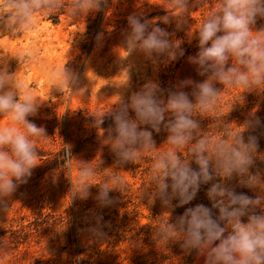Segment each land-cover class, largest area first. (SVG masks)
Here are the masks:
<instances>
[{
  "label": "clouds",
  "instance_id": "1",
  "mask_svg": "<svg viewBox=\"0 0 264 264\" xmlns=\"http://www.w3.org/2000/svg\"><path fill=\"white\" fill-rule=\"evenodd\" d=\"M166 2L169 9L159 21L163 24L174 21L179 30L188 25L189 10L199 6L201 0ZM107 3L108 0H71L69 14L87 16ZM63 8L61 0H4L0 4V33L35 36V14L52 15ZM258 18L264 19V0H218L189 38L196 40L197 51L187 60L195 65L203 80L183 79L171 88L162 89L156 80L147 79L126 98L119 94L109 111L98 117L91 115L95 128L102 129L105 117L111 119L103 140L114 154L116 168L136 164L145 154L152 158L142 199L150 200L151 204L159 200L165 209L182 207L195 199L201 186L207 185L205 195L210 207L197 203L185 208L174 220L169 215L152 228L155 242L165 245L180 242L185 252L195 250L202 255L204 264H264V195L259 194L264 192L261 187L264 178L259 171H251L257 159L264 161L255 135L262 122L255 111H250L237 123L243 125L239 131L228 127L227 119L217 125L222 129L219 136L201 131V120L208 115L220 120L217 109L223 87L242 88L243 93L264 92L260 87L264 85V25L256 27ZM126 22L118 46L126 51L119 58L128 61L123 66H127V78L117 87L130 86L134 62L129 58L134 54L142 55L154 66L167 65L184 56L182 41L173 38L174 34L156 21L144 18L142 12L129 14ZM96 39L99 41L102 36L98 34ZM32 56L31 52L24 54L25 59ZM9 57L14 56L5 54L0 58V116L8 118L7 123L0 125V208L3 210L39 164L34 138L47 136L42 126L28 119L37 115L44 101L32 94L16 71L8 70ZM67 64L68 61L51 73V92L62 95L67 87L83 97L91 82L79 86L78 74ZM236 102L240 101L233 102L232 108ZM161 131L166 133L163 142L168 147L156 152L153 133ZM185 151L187 154L183 155ZM66 152V158L70 159V148ZM101 164V160L95 168L77 164V185L73 187L71 182V199H88L90 188L96 186L93 199L98 207L116 202L110 193H123L125 181L121 176L105 174L99 183L90 182L94 173L102 169ZM234 178L235 186L229 183ZM237 186L256 195L237 192ZM101 219L96 217V225L89 229L96 238L103 235Z\"/></svg>",
  "mask_w": 264,
  "mask_h": 264
},
{
  "label": "rangeland",
  "instance_id": "2",
  "mask_svg": "<svg viewBox=\"0 0 264 264\" xmlns=\"http://www.w3.org/2000/svg\"><path fill=\"white\" fill-rule=\"evenodd\" d=\"M3 2L0 0V4ZM61 2L63 10H55L52 15L35 14V36L31 33H0V58L5 54L14 56L8 59V70L16 71V76L32 94L44 101L37 115L28 119L42 126L47 135L34 138L39 164L33 169L32 176L12 195L8 207L5 210L0 208V228L17 230L21 236L19 242L2 241L0 236V242H3L0 244V264H35V258L40 260L37 264H72V260L79 257L84 264H185L180 242L168 245L155 242L152 228L169 215L174 220L185 208L197 203L210 207L205 195L207 185L201 186L188 205L165 209L159 200L151 204L150 200L142 199V192L147 186L152 158L145 154L136 164L127 163L123 168H116L114 154L103 140L107 131L94 128L85 118L109 111L118 101L119 94L126 98L147 79L156 80L162 89L171 88L183 79L203 80L195 65L187 60L197 51L196 40L189 41V38L218 0H201L199 6L189 10L188 25L179 30L174 21L169 24L159 21L169 9L166 0H108L99 11L79 17L69 14L71 0ZM133 12H142L144 18L156 21L160 27L173 33V38L180 39L184 56L167 65L154 66L142 55L134 54L129 58L134 62L130 86L117 87L127 78V66H123L128 61L120 60L126 51L118 45L122 30L127 27L126 18ZM170 14L175 13L170 11ZM261 25H264V19L258 18L256 27ZM98 34L102 36L99 41L96 39ZM28 52L33 54L30 60L24 58ZM67 61V66L78 74L79 86L91 82L83 97L73 94L67 87L62 95L51 92V73L62 68ZM216 86L222 88V85ZM260 87L264 88V85ZM184 90L190 91V88ZM243 91L242 88L223 87L217 111L220 116L228 114L227 120L234 131L242 129L243 125L237 123L242 122L250 111H255L263 127V131L258 128L255 135L260 143H264V92ZM237 100L240 102L232 108ZM7 119L0 116V125L7 123ZM201 125V131L206 135L214 131L202 120ZM221 134L217 132L213 136ZM165 136L163 131L153 133L156 152L168 147L163 142ZM68 144L71 160L62 164L57 158ZM100 160L102 169L94 173L90 182L99 183L105 174H116L125 181L123 193L111 192L110 196L116 198V202L104 208L98 207L93 199L96 186L90 188L88 199H71V182L73 187L77 185V164L95 168ZM192 166L196 167L195 164ZM251 171H259L264 178V161L257 159ZM229 183L235 186V178ZM235 190L253 197L256 195L243 187L237 186ZM259 194L264 195V192ZM98 216L102 217L103 235L100 238L89 231L96 225ZM6 234L9 235L10 231ZM192 264H204V257L196 254Z\"/></svg>",
  "mask_w": 264,
  "mask_h": 264
},
{
  "label": "trees",
  "instance_id": "3",
  "mask_svg": "<svg viewBox=\"0 0 264 264\" xmlns=\"http://www.w3.org/2000/svg\"><path fill=\"white\" fill-rule=\"evenodd\" d=\"M91 115L94 116V117H98L101 114H90L89 116H87L85 118L88 121V124L93 126V124H92L93 118L91 117ZM227 115L228 114L221 115L220 116V120L215 119L211 115H208L207 118L202 119V121L205 123L207 128H213L214 129V131L212 132V134L210 136H213L217 132L222 133V129L217 128V125L219 123H221V121H224L225 119H227L228 118ZM226 122H227L228 127L233 129L232 126L230 125L229 121H226ZM110 125H111V119L108 118V117H105L104 123L101 125V128H104L107 131V129H108V127ZM262 128L263 127L260 126L258 131H260V132L263 131ZM96 129H98V128H96ZM68 148H70L69 144L62 151L63 153H60V157L57 158V160H60L62 164H64L66 161L70 162V160H71V158L70 159L66 158L67 155H68L67 152H66V149H68ZM258 151L261 152V153H264V143H260V141H258ZM70 152H71V149H70ZM213 211L215 212L216 210H213ZM8 231H10L9 235L6 234ZM16 232H17V230L0 228V236L3 237L2 241L9 240L10 242H19L20 241L19 238L21 236H20V234H17ZM69 235L71 236V234H69ZM76 235H77V241L79 242V240H78L79 232L78 231L76 232ZM26 239L27 238L25 237L24 238V242L26 241ZM184 253H185V257H186L185 258V264H192L194 262V260H195V256H196L197 252L195 250H193L190 253H187L185 251H184ZM39 261L40 260L35 258V264L39 263ZM71 263L72 264H84L83 260L80 257L76 258V259H73Z\"/></svg>",
  "mask_w": 264,
  "mask_h": 264
}]
</instances>
